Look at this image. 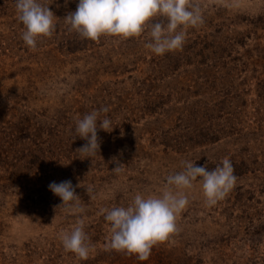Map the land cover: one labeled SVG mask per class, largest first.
Masks as SVG:
<instances>
[{"label":"rangeland","instance_id":"rangeland-1","mask_svg":"<svg viewBox=\"0 0 264 264\" xmlns=\"http://www.w3.org/2000/svg\"><path fill=\"white\" fill-rule=\"evenodd\" d=\"M38 2L56 27L33 50L15 0H0V264H264V0H194L203 24L163 55L145 48L147 32L93 41L70 30L79 0ZM104 107L113 128H98L99 152L83 159L75 121ZM224 158L233 189L211 207L199 178L184 189L178 231L147 260L104 250L100 209L159 195L184 161L211 171ZM66 180L79 197L70 208L48 187ZM79 219L86 260L59 238Z\"/></svg>","mask_w":264,"mask_h":264},{"label":"clouds","instance_id":"clouds-1","mask_svg":"<svg viewBox=\"0 0 264 264\" xmlns=\"http://www.w3.org/2000/svg\"><path fill=\"white\" fill-rule=\"evenodd\" d=\"M15 8L24 27L21 38L26 46L35 50L40 36L51 37L55 31L54 15L48 5L38 0H15ZM64 20L70 25V30L93 41L102 35L127 39L147 32L149 42L144 46L156 55L181 49L186 35L183 29L204 22L201 6L194 0H79L76 10ZM108 111L104 107L76 119L75 133L86 140L76 149L83 159L99 152L98 128L112 130L107 116L99 119L101 113ZM182 164L183 171L167 175L159 195L137 193L127 207L100 209V214L110 224L105 251L134 254L140 261L147 260L154 245L166 241L178 231L177 215L189 203L184 189L192 188L193 182L199 178L205 204L211 207L224 199L235 186L237 177L229 158H224L211 171L206 166H194V161ZM121 170V164H117L112 171L119 173ZM48 187L60 197L61 205L66 208L72 207L73 202L79 199L70 180L52 182ZM77 210L83 211L82 208ZM84 223L83 219L77 220L70 232H62L59 237L65 251L76 254L81 260H86L91 250L83 230Z\"/></svg>","mask_w":264,"mask_h":264},{"label":"trees","instance_id":"trees-1","mask_svg":"<svg viewBox=\"0 0 264 264\" xmlns=\"http://www.w3.org/2000/svg\"><path fill=\"white\" fill-rule=\"evenodd\" d=\"M49 86H52L53 83H49ZM257 94H260L261 96H264V80L261 82L257 83ZM47 209V207L45 208Z\"/></svg>","mask_w":264,"mask_h":264}]
</instances>
